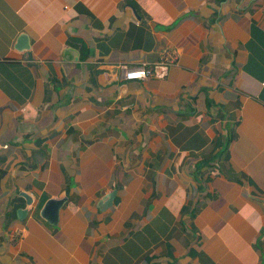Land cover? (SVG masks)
Returning a JSON list of instances; mask_svg holds the SVG:
<instances>
[{"label": "crops", "instance_id": "crops-1", "mask_svg": "<svg viewBox=\"0 0 264 264\" xmlns=\"http://www.w3.org/2000/svg\"><path fill=\"white\" fill-rule=\"evenodd\" d=\"M0 264H264V0H0Z\"/></svg>", "mask_w": 264, "mask_h": 264}, {"label": "built area", "instance_id": "built-area-1", "mask_svg": "<svg viewBox=\"0 0 264 264\" xmlns=\"http://www.w3.org/2000/svg\"><path fill=\"white\" fill-rule=\"evenodd\" d=\"M176 55L174 53H165L162 55V61L160 63L171 64L175 61ZM151 74V67L147 64L132 67L126 69L123 73V77L126 80H144Z\"/></svg>", "mask_w": 264, "mask_h": 264}, {"label": "water", "instance_id": "water-1", "mask_svg": "<svg viewBox=\"0 0 264 264\" xmlns=\"http://www.w3.org/2000/svg\"><path fill=\"white\" fill-rule=\"evenodd\" d=\"M22 37L23 38H20L19 39V43H18L17 47H25L27 49L28 46H27L26 37L25 36H22ZM26 54L30 57V54L28 52V49L26 51ZM60 205H61V201H57V202L50 201V202H48L45 205L44 210H43V213H44V215H46L49 218L48 219L49 221L54 222V220L57 218V212H58V208H59Z\"/></svg>", "mask_w": 264, "mask_h": 264}]
</instances>
